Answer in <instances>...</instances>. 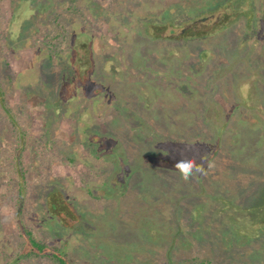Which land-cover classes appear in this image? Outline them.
Masks as SVG:
<instances>
[{"label": "rangeland", "instance_id": "obj_1", "mask_svg": "<svg viewBox=\"0 0 264 264\" xmlns=\"http://www.w3.org/2000/svg\"><path fill=\"white\" fill-rule=\"evenodd\" d=\"M52 251L264 264V0H0V264Z\"/></svg>", "mask_w": 264, "mask_h": 264}, {"label": "clouds", "instance_id": "obj_2", "mask_svg": "<svg viewBox=\"0 0 264 264\" xmlns=\"http://www.w3.org/2000/svg\"><path fill=\"white\" fill-rule=\"evenodd\" d=\"M201 160H204V157H201ZM175 168L179 171L181 177L184 180H188L191 176L196 173L203 174L204 166L203 163L197 164L195 162V158H187L182 157L177 163L175 164Z\"/></svg>", "mask_w": 264, "mask_h": 264}, {"label": "trees", "instance_id": "obj_3", "mask_svg": "<svg viewBox=\"0 0 264 264\" xmlns=\"http://www.w3.org/2000/svg\"><path fill=\"white\" fill-rule=\"evenodd\" d=\"M50 200L52 201V199H50ZM29 241H30L31 245L35 248V250L37 251L38 254H43L45 251H50V249L44 245L38 244L37 242H35L31 239ZM51 254H52V258L54 260H56L57 263L65 264V260L62 257H60L56 251H52Z\"/></svg>", "mask_w": 264, "mask_h": 264}, {"label": "flooded vegetation", "instance_id": "obj_4", "mask_svg": "<svg viewBox=\"0 0 264 264\" xmlns=\"http://www.w3.org/2000/svg\"><path fill=\"white\" fill-rule=\"evenodd\" d=\"M225 18H227V16H225ZM204 22L205 21H203L202 23L200 22L201 26H204L205 25Z\"/></svg>", "mask_w": 264, "mask_h": 264}]
</instances>
